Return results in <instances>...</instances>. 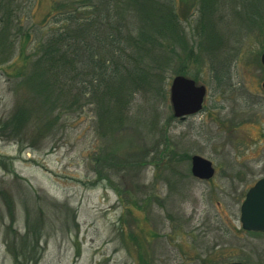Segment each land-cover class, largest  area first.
Segmentation results:
<instances>
[{
	"label": "rangeland",
	"instance_id": "obj_1",
	"mask_svg": "<svg viewBox=\"0 0 264 264\" xmlns=\"http://www.w3.org/2000/svg\"><path fill=\"white\" fill-rule=\"evenodd\" d=\"M31 1L24 24L36 29L54 3ZM242 21L239 39L227 36L215 48L218 73L228 71L220 85L208 56L187 63L185 76L207 90L200 112L173 117L171 74L166 99L138 111L135 99L127 116L134 123L114 135L98 133L89 107L58 122L43 115L20 79L0 72V120L18 117L27 134L12 140L0 129V264H15L14 249L34 255L35 264H264V234L244 231L239 221L247 190L264 177V20L253 27ZM153 145L164 157L150 155ZM108 152L116 154L110 166ZM193 155L212 163L213 178L192 176ZM125 159L141 160L139 172L120 170ZM106 175L122 190L139 184L141 207L98 181Z\"/></svg>",
	"mask_w": 264,
	"mask_h": 264
},
{
	"label": "trees",
	"instance_id": "obj_2",
	"mask_svg": "<svg viewBox=\"0 0 264 264\" xmlns=\"http://www.w3.org/2000/svg\"><path fill=\"white\" fill-rule=\"evenodd\" d=\"M31 2L0 0V72L8 80L20 79L22 91L36 97L41 113L54 115L56 122L60 115H76L89 107L99 119L100 135L131 127L134 120L127 116L135 99L137 111L156 108L159 97H167L165 82L171 74L189 75L188 61L208 56L217 63L212 78L220 85L228 71L223 76L218 73L215 48L221 49L227 36L239 39L242 20L252 27L264 20V0H53L46 22L43 19L32 29L24 24ZM21 124L18 117L15 121L4 117L0 129L6 128L12 140H20L27 136ZM54 125L50 123L47 132ZM150 148V155L156 152L164 157L156 145ZM169 154L176 158L174 152ZM108 155L110 166L116 154ZM139 165L137 159L116 164L122 171ZM98 181H106L128 204L132 196V204L141 207L143 199L135 196L139 184L133 185V193L119 189L107 175ZM7 244L17 242L7 239ZM13 256L15 264L37 262L34 255H20L17 249Z\"/></svg>",
	"mask_w": 264,
	"mask_h": 264
},
{
	"label": "water",
	"instance_id": "obj_3",
	"mask_svg": "<svg viewBox=\"0 0 264 264\" xmlns=\"http://www.w3.org/2000/svg\"><path fill=\"white\" fill-rule=\"evenodd\" d=\"M260 61L264 66V52ZM264 89V83L262 84ZM206 89L182 75L173 77L169 87V100L173 115L183 120L202 108ZM191 174L199 180H209L214 175L212 163L200 156L191 157ZM240 224L244 231L264 233V178L258 180L246 193L240 206ZM226 264H248L231 262Z\"/></svg>",
	"mask_w": 264,
	"mask_h": 264
},
{
	"label": "flooded vegetation",
	"instance_id": "obj_4",
	"mask_svg": "<svg viewBox=\"0 0 264 264\" xmlns=\"http://www.w3.org/2000/svg\"><path fill=\"white\" fill-rule=\"evenodd\" d=\"M264 82V81H263ZM263 84V83H262ZM203 104H204V102H203ZM214 174H215V169H214ZM214 176V175H213ZM213 178V177H212ZM264 178V177H263Z\"/></svg>",
	"mask_w": 264,
	"mask_h": 264
}]
</instances>
